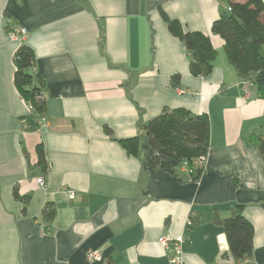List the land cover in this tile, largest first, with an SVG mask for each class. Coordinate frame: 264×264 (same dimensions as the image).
I'll use <instances>...</instances> for the list:
<instances>
[{
  "label": "crops",
  "instance_id": "1",
  "mask_svg": "<svg viewBox=\"0 0 264 264\" xmlns=\"http://www.w3.org/2000/svg\"><path fill=\"white\" fill-rule=\"evenodd\" d=\"M227 10L224 0H0V264H171L161 240L177 236L183 264H264V97L242 85L212 32ZM162 11L210 37L218 56L209 75L191 74ZM14 26L26 28L21 40L11 39ZM21 44L35 53L47 127L14 83ZM178 108L210 121L196 180L164 171L145 137V124ZM135 136L132 156L119 140ZM239 205L254 238L251 255L235 260L216 220Z\"/></svg>",
  "mask_w": 264,
  "mask_h": 264
},
{
  "label": "trees",
  "instance_id": "2",
  "mask_svg": "<svg viewBox=\"0 0 264 264\" xmlns=\"http://www.w3.org/2000/svg\"><path fill=\"white\" fill-rule=\"evenodd\" d=\"M228 10L213 22L212 32L224 41V50L229 63L236 69L246 87L254 85L264 97V0H224ZM230 9V10H229ZM170 32L178 37L191 56L189 69L192 75H209L218 56L209 36L200 31H185L178 20L170 19L161 12ZM14 83L22 97L31 105L37 118L46 115L47 102L43 94L44 82L35 80L36 57L33 49L21 44L14 57ZM180 75L172 78L178 85ZM109 133L110 130L106 128ZM145 137L150 147L164 158L161 168L171 174L187 163L192 173L188 179L196 180L203 167H195L196 159L206 157L210 148V121L207 114L193 115L184 108L163 110L161 114L144 125ZM256 142L264 160V136ZM129 155L137 156L140 137L119 140ZM38 165L46 171L47 163L41 145L37 146ZM151 163L156 166L158 157L153 155ZM17 195V193H16ZM18 196V195H17ZM46 223L54 218V208L46 205L43 211ZM227 237L229 253L235 260L249 257L253 251L254 227L244 216L242 206H236L225 219L217 218Z\"/></svg>",
  "mask_w": 264,
  "mask_h": 264
},
{
  "label": "built area",
  "instance_id": "3",
  "mask_svg": "<svg viewBox=\"0 0 264 264\" xmlns=\"http://www.w3.org/2000/svg\"><path fill=\"white\" fill-rule=\"evenodd\" d=\"M230 10V9H229ZM10 37L12 40H21L22 38H24L27 34V30L24 27H19V26H14L10 29ZM248 84H252L249 81H243L242 85L243 86H247ZM30 108L32 109L31 105ZM38 123L40 128L42 127H47L49 126V120L47 118L46 115H43L41 117L38 118ZM205 158L206 157H200L198 159H196L195 161V167H203L204 166V162H205ZM181 169L184 172L187 173H192L193 171L191 169L188 168L187 163H184L181 167ZM39 183L41 186L45 185V180L43 178L39 179ZM75 196V192L70 191L69 192V197L73 198ZM40 232L42 234L46 233V230L44 227H41ZM184 238L183 236H177L176 238H174L172 241H169L168 239H162L161 242L163 244H169L170 245V261L171 264H183L182 263V259L180 257L181 254V245L183 242ZM100 257V254L97 252H90L88 254V259L89 260H93L95 258ZM104 264H109L108 262H104Z\"/></svg>",
  "mask_w": 264,
  "mask_h": 264
}]
</instances>
